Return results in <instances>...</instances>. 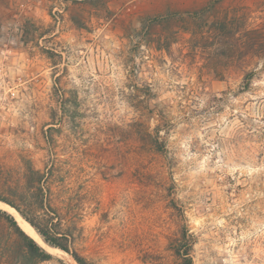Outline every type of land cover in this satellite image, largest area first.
<instances>
[{
  "label": "rangeland",
  "instance_id": "obj_1",
  "mask_svg": "<svg viewBox=\"0 0 264 264\" xmlns=\"http://www.w3.org/2000/svg\"><path fill=\"white\" fill-rule=\"evenodd\" d=\"M262 35L264 0H0V195L97 264H181L183 223L194 264H264ZM4 211L0 264H77Z\"/></svg>",
  "mask_w": 264,
  "mask_h": 264
},
{
  "label": "trees",
  "instance_id": "obj_2",
  "mask_svg": "<svg viewBox=\"0 0 264 264\" xmlns=\"http://www.w3.org/2000/svg\"><path fill=\"white\" fill-rule=\"evenodd\" d=\"M201 12H190V14H199ZM198 16V15H197ZM161 17H155L154 21L160 20ZM236 18V17H235ZM233 19V17H232ZM232 19L228 17L219 19L222 23L223 29L228 28L229 23H231ZM258 38L257 49L256 51L261 53L264 52L263 48V35ZM252 73H248L245 76L247 81V85L245 88H248L250 85V78ZM30 170L36 173L39 176L38 182H41L43 177V173L40 170L30 167ZM41 188V186H40ZM43 190V189H42ZM0 200L6 202L16 208L21 216L29 222L37 233L41 236L43 241L49 246L60 248L64 250L66 253L71 255L77 264H97L93 260L88 259L82 253H80L73 246V235L71 231H66L63 227V218L61 213L56 210L54 207L49 205L48 209H45V220H39L36 216L30 215L26 211H24L20 205H17L14 201L6 199L0 195ZM45 206V205H42ZM3 214L6 215L8 221L11 225L17 230L19 235L21 236L23 243L26 247L28 254L32 257L38 258L40 260H50L53 258V254L49 252L46 248H44L35 238L26 233L21 226L19 225L15 216L7 211H4ZM184 216V215H183ZM193 239L194 235L190 231L188 225L183 223L180 227L179 235L172 242V250L174 251L177 258L181 261V264H194L192 257V249H193ZM61 264H68L61 260Z\"/></svg>",
  "mask_w": 264,
  "mask_h": 264
},
{
  "label": "bare ground",
  "instance_id": "obj_3",
  "mask_svg": "<svg viewBox=\"0 0 264 264\" xmlns=\"http://www.w3.org/2000/svg\"><path fill=\"white\" fill-rule=\"evenodd\" d=\"M17 216V215H16ZM19 219V217H18ZM20 220V219H19ZM29 224L25 223L24 221H20V226L23 228V230L28 233L30 236L34 237L36 240L40 241V237L34 232V230L28 226ZM55 249V248H53ZM58 250H61V249H58ZM62 251V250H61ZM59 253V252H58ZM62 254V253H61ZM70 258V257H69ZM72 264H75L72 260Z\"/></svg>",
  "mask_w": 264,
  "mask_h": 264
},
{
  "label": "water",
  "instance_id": "obj_4",
  "mask_svg": "<svg viewBox=\"0 0 264 264\" xmlns=\"http://www.w3.org/2000/svg\"><path fill=\"white\" fill-rule=\"evenodd\" d=\"M12 208H14L13 206H11ZM17 212H18V210L16 209V208H14ZM19 213V212H18ZM26 221V220H25ZM29 223V222H28ZM30 224V223H29ZM31 225V224H30ZM32 226V225H31ZM33 227V226H32ZM44 247V246H43ZM50 247H52V246H50ZM45 248V247H44ZM56 248V247H55ZM58 249H60V248H58ZM62 250V249H61ZM62 251H64V250H62Z\"/></svg>",
  "mask_w": 264,
  "mask_h": 264
}]
</instances>
